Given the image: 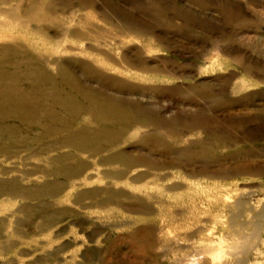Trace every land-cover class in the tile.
<instances>
[{"label":"rangeland","instance_id":"1","mask_svg":"<svg viewBox=\"0 0 264 264\" xmlns=\"http://www.w3.org/2000/svg\"><path fill=\"white\" fill-rule=\"evenodd\" d=\"M0 37L45 75L0 264H264V0H0Z\"/></svg>","mask_w":264,"mask_h":264},{"label":"bare ground","instance_id":"2","mask_svg":"<svg viewBox=\"0 0 264 264\" xmlns=\"http://www.w3.org/2000/svg\"><path fill=\"white\" fill-rule=\"evenodd\" d=\"M4 38L0 37V39ZM5 57L6 59L9 58V56H0L2 59ZM10 64L13 66V70L4 73L6 74L5 77L4 74H1L0 72V141L5 140L6 142L9 139L11 140L10 135L12 134L13 129H28L30 128L31 123L36 122L35 118L27 120L22 116L28 113L32 114V110L36 112L35 115L43 114L41 110V106L43 105H41L40 95L42 96L44 90L43 86L40 85V82H43V79L45 78V75L42 72L43 70L33 72L36 68L32 69V67H30V62L26 59L13 58V62ZM22 65L24 66V70L21 69ZM22 77L24 78V81L22 82L28 84L33 83L31 88L21 85L19 86L18 83ZM2 78H4V80L7 78V81L4 83ZM32 93H35L37 96L34 97ZM9 121H16L17 126L9 124ZM4 134H6V136H3ZM13 134L15 133L13 132ZM220 257L222 256L217 253L213 259L217 260Z\"/></svg>","mask_w":264,"mask_h":264}]
</instances>
